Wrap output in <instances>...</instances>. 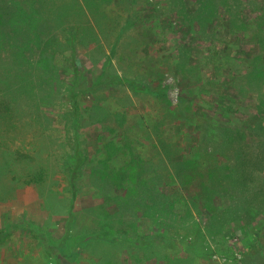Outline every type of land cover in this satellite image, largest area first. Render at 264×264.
<instances>
[{"label":"rangeland","instance_id":"1","mask_svg":"<svg viewBox=\"0 0 264 264\" xmlns=\"http://www.w3.org/2000/svg\"><path fill=\"white\" fill-rule=\"evenodd\" d=\"M107 9L112 38L120 34L115 55L102 41L77 46L50 72L30 50L29 63L0 50V103L13 108L10 121L0 117V264H264V171H240L264 148V0ZM102 73L122 81L92 87ZM68 89L91 160L74 201L60 169L71 152ZM69 213L73 254L46 256L24 228L58 240ZM153 233L173 246L135 242Z\"/></svg>","mask_w":264,"mask_h":264},{"label":"trees","instance_id":"2","mask_svg":"<svg viewBox=\"0 0 264 264\" xmlns=\"http://www.w3.org/2000/svg\"><path fill=\"white\" fill-rule=\"evenodd\" d=\"M116 2L117 0H0V50L11 53L19 57L22 62L26 61V63L30 61L26 51L30 50L31 54L39 56L35 60L34 65L48 66L51 68L50 72L54 70L52 62L55 56L65 50H74L77 46L84 48L95 44L99 46L98 42L102 41L106 43L108 51L115 55L120 34L113 39L112 33L116 30L118 24L115 19L108 22L105 21L109 17L107 7L109 5L112 6ZM115 5H118V3ZM115 16L120 17L119 15ZM261 20L264 23V15L261 16ZM131 24V20L128 19L122 27L120 26V29L125 30ZM19 29L27 31L22 41L13 38L15 32ZM73 61H71V67L75 74L77 69L75 68L76 63ZM108 65L109 63H105L106 67ZM104 81L111 85L121 83L122 79L102 73L92 84V87H99ZM127 84L133 92L147 91L146 87L137 81L129 80ZM67 92L72 109L71 116L64 127L71 152L63 151L61 153L60 169L68 177L72 201H74L77 197L76 183L83 174L84 169L91 163V160L85 150L81 148L78 134L80 121L76 112V95L71 89H68ZM12 109L8 103H0V117L10 121L13 118ZM118 117H121V115H118ZM117 121H120V119ZM90 167L89 172L92 174L93 167ZM249 168L264 171V148L260 149L254 160H244L242 164L240 163L241 172ZM117 178L116 176L111 183L118 186ZM31 179L41 180V176L32 177ZM95 180L97 181V178ZM257 206L261 205L257 204ZM72 221L73 215L69 213L64 226V234L58 240L49 237L40 229L29 227L24 229L35 240L42 242L43 252L46 256L52 257L58 254L61 257H69L73 252H69L64 243L67 240ZM108 231L109 229L105 228L100 230L99 233L103 236H108ZM2 232H0V243L8 235L2 236ZM96 237L97 235L93 234L90 236V240H94ZM116 239L119 240L118 238ZM120 239L122 242L129 241L124 238ZM153 241H159L164 247H172L174 243L172 238L163 233H153L135 238V242L140 245L152 244Z\"/></svg>","mask_w":264,"mask_h":264},{"label":"built area","instance_id":"3","mask_svg":"<svg viewBox=\"0 0 264 264\" xmlns=\"http://www.w3.org/2000/svg\"><path fill=\"white\" fill-rule=\"evenodd\" d=\"M214 258H215V256H214Z\"/></svg>","mask_w":264,"mask_h":264}]
</instances>
